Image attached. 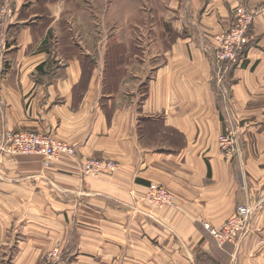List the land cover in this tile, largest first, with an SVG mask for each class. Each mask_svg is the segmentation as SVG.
Here are the masks:
<instances>
[{
  "label": "crops",
  "instance_id": "crops-1",
  "mask_svg": "<svg viewBox=\"0 0 264 264\" xmlns=\"http://www.w3.org/2000/svg\"><path fill=\"white\" fill-rule=\"evenodd\" d=\"M12 2L0 135L51 134L77 156L47 167L41 155L0 154V264H41L56 245L52 264H264V172L248 166L264 163V0H174L165 41L133 50L117 29L110 34L108 5ZM240 4L257 14L225 74L226 111L214 35ZM228 112L241 120L244 150L229 160L218 146ZM92 157L119 168L84 175L77 161ZM151 182L176 204L149 205ZM245 202L259 206L249 232L220 248L205 224L220 226Z\"/></svg>",
  "mask_w": 264,
  "mask_h": 264
},
{
  "label": "built area",
  "instance_id": "built-area-1",
  "mask_svg": "<svg viewBox=\"0 0 264 264\" xmlns=\"http://www.w3.org/2000/svg\"><path fill=\"white\" fill-rule=\"evenodd\" d=\"M14 13L12 0H6L0 6V68L4 64L5 54L8 49V28ZM255 13L246 4L236 8L235 20L225 32L217 35L213 51L216 66V84L220 95L225 99V109L229 99V87L225 85V74L230 65L236 63L242 56L246 46L250 43V29L255 20ZM229 111V110H228ZM233 118L228 112L226 130L221 134L220 141L224 157L232 159L237 148L235 139L237 133L231 126ZM234 126V125H233ZM0 154L19 155L37 154L45 158L48 167L51 160L66 154L72 158L77 156V148L56 138L51 134L38 133L32 130L19 129L8 131L0 135ZM77 166L84 175L99 177L104 173H114L118 170V162L98 158L78 160ZM145 201L156 208L173 206L176 195L162 184L151 182L144 195ZM257 207L249 202L237 206L235 213L230 216L220 227L206 223L205 227L214 237L216 245L223 247L225 243L237 242L250 230L252 218L256 215ZM61 247L56 245L49 253L46 264H52L61 257Z\"/></svg>",
  "mask_w": 264,
  "mask_h": 264
},
{
  "label": "rangeland",
  "instance_id": "rangeland-1",
  "mask_svg": "<svg viewBox=\"0 0 264 264\" xmlns=\"http://www.w3.org/2000/svg\"><path fill=\"white\" fill-rule=\"evenodd\" d=\"M81 1H83V0H81ZM88 1L90 2V4H92V3L94 4L95 11H96V9L98 10L99 8H101L102 5H108V7H110L108 10L111 13L110 14V19H111L110 34H114V30L117 29L119 32H121L122 39H126V41L129 43L130 49H132V50L134 49L135 43L137 45L141 44L145 47L146 46L150 47L151 46V42H150L151 38L159 37L160 39L162 38L163 41H165V39H166L165 30L169 25H171L170 20H171V15L173 13L172 11H169V9L171 8L170 5L172 4V1H174V0H88ZM186 2H187V0H186ZM71 5H73V3ZM253 12L255 13V15L257 14V12L255 10H253ZM172 17H173V15H172ZM95 26H96L95 27L96 29L101 31L105 25H104L102 19L97 17L95 20ZM229 28H227L224 31L216 33L214 35V39L216 38L217 35H220V34L225 33V32H230V31H228ZM124 32H125V34H124ZM220 97H221V101H223V104H224L225 99L221 95H220ZM229 99L227 101L228 104H229ZM225 110L226 111L229 110L228 105H227V109H225ZM231 116L233 118V121L231 120L232 121L231 126L234 127V129L237 133L236 134L237 138L235 139V145L237 148V152H235L234 156H236V155L240 156L243 154L244 150L240 146V144H241V139L239 137L240 133H239L238 128L236 126H237V124H239V125L241 124L240 122H238V120L239 121H241V120L238 119V117H236L235 115L231 114ZM220 136L218 138V146H219L221 153L223 154ZM259 156H260V154H259ZM92 158H95V157H92ZM98 159L117 162L113 159H105V158H98ZM238 160H240V159H238ZM248 166L252 167L257 172V174L259 172L260 173L264 172V163L259 162V160H256V162L251 161L250 163H248ZM243 168H244V166H243ZM260 169H262V170H260ZM176 202H177V196H176ZM176 202H175V204H176ZM251 204L256 206L257 209L259 208L258 203L252 202ZM256 214H257V212H256ZM255 217H256V215L253 216L252 221H254ZM224 222L221 225H223ZM208 224H210V223H208ZM220 226H218V227H220ZM231 243L233 244L236 242L225 243L223 245V247H225L227 244H231ZM223 247H220V248H223ZM53 248L45 255L41 264L48 263V260H49L48 256H49V253L53 250Z\"/></svg>",
  "mask_w": 264,
  "mask_h": 264
}]
</instances>
